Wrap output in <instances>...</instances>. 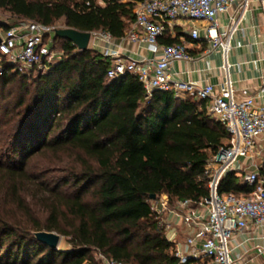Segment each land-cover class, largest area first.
<instances>
[{"label": "trees", "instance_id": "obj_1", "mask_svg": "<svg viewBox=\"0 0 264 264\" xmlns=\"http://www.w3.org/2000/svg\"><path fill=\"white\" fill-rule=\"evenodd\" d=\"M139 1L0 0V12L121 39ZM53 51L62 58L48 72L0 77V264H102L99 255L178 264L153 204L209 197L206 167L231 135L207 101L149 96L131 75L110 80L109 59L68 40L55 37ZM253 189L231 171L219 192L249 197ZM39 232L60 235L70 249L41 243Z\"/></svg>", "mask_w": 264, "mask_h": 264}, {"label": "built area", "instance_id": "obj_2", "mask_svg": "<svg viewBox=\"0 0 264 264\" xmlns=\"http://www.w3.org/2000/svg\"><path fill=\"white\" fill-rule=\"evenodd\" d=\"M254 0H140L135 10V22L126 34L133 43L146 45L155 55L152 60L125 59L119 50L112 49L113 36L106 32H94L92 37L102 40L107 46L103 55L110 60L108 79L126 75L136 77L148 95L154 92L174 91L196 101H210L208 115L221 122L231 135L230 144L222 148L206 167L210 195L196 206L191 201L179 203L177 215L186 225L195 229L188 244L200 246L190 255L176 250L178 264L190 261H209L212 264H235L231 241L236 233L264 227V176L260 171L246 173L243 182L253 187L249 197L233 194L221 195L219 187L226 175L236 170L241 158L258 156V143L264 138V106L256 104L254 98L237 100L235 83L229 74L228 55L234 37L243 32L247 14ZM264 5L263 0H258ZM236 5L227 29L218 34V18ZM195 23L206 25V36H202ZM9 28L0 26V77L9 71L27 75L48 72L54 67L56 57L53 46L57 26L45 25L30 20L15 21ZM190 26L187 34L192 41H204L208 52L222 50L225 78L218 91L213 85L199 86L183 83L172 71L176 62H189L193 57L182 44L163 45L161 40L178 27ZM161 54L160 57L157 55ZM60 58V59H61ZM264 94V87L261 89ZM163 210H159V203ZM169 207L168 202L158 201L153 210L161 216ZM161 228L169 241L172 226L161 219ZM169 236V237H168ZM102 264H126L99 255Z\"/></svg>", "mask_w": 264, "mask_h": 264}, {"label": "crops", "instance_id": "obj_3", "mask_svg": "<svg viewBox=\"0 0 264 264\" xmlns=\"http://www.w3.org/2000/svg\"><path fill=\"white\" fill-rule=\"evenodd\" d=\"M235 9L236 5L229 12L219 16L218 34H222L227 29L229 19ZM194 26L201 29L203 37L206 36L205 24L195 23ZM243 26L245 30L238 33L232 41V49L228 55L229 74L235 83L237 100L244 101L247 98H254L256 104L264 106V94H261V89L264 87V5L260 1H253L251 11L247 14ZM189 28L190 26L178 27L176 33L168 34L171 37L179 36V43L184 44L193 57V60L189 62H176L172 71L183 83H196L199 86L213 85L218 91L226 74L222 68L224 65L222 50L217 49L209 53L210 47L204 41H192L187 34H184ZM126 34L121 39L114 38L110 47L119 50L125 59L152 60L155 58L146 45L131 42L126 38ZM106 46L102 40L92 37L89 48L103 55ZM160 56L161 54L157 55V57ZM181 96L185 97L184 94ZM207 105L209 107L211 102L207 101ZM258 152V156L253 159H239L235 170L239 176L254 171L261 173L264 168V138L258 143ZM161 200L168 202V197L165 196ZM159 210H163L162 202L159 203ZM177 212V208H171L169 205L160 217L172 226L169 234L172 237L170 242L175 244L176 250L183 255H190L200 248L198 244L191 246L188 244V239L194 236L195 229L186 225ZM231 248L235 264H264V227L236 233L231 241ZM189 264L212 263L190 261Z\"/></svg>", "mask_w": 264, "mask_h": 264}, {"label": "water", "instance_id": "obj_4", "mask_svg": "<svg viewBox=\"0 0 264 264\" xmlns=\"http://www.w3.org/2000/svg\"><path fill=\"white\" fill-rule=\"evenodd\" d=\"M56 37L59 39L68 40L72 42L75 46H77L80 51H85L89 48L92 38V33H84L74 29L64 28V29H58L56 31ZM0 43H1V38H0ZM155 199L156 197L152 196V200ZM36 238L41 243H44L55 250H59L62 241V237L60 235L49 232L36 233Z\"/></svg>", "mask_w": 264, "mask_h": 264}, {"label": "rangeland", "instance_id": "obj_5", "mask_svg": "<svg viewBox=\"0 0 264 264\" xmlns=\"http://www.w3.org/2000/svg\"><path fill=\"white\" fill-rule=\"evenodd\" d=\"M15 22L12 17L8 14V13H5V12H0V26L2 24H6V25H12V23ZM59 28L61 29H64V25H63V22L59 23L58 25ZM61 57H56L55 61H54V64H58L60 62V59ZM60 247L61 249H70V246L66 243V241L62 238V241H61V244H60ZM99 259V257H98Z\"/></svg>", "mask_w": 264, "mask_h": 264}]
</instances>
